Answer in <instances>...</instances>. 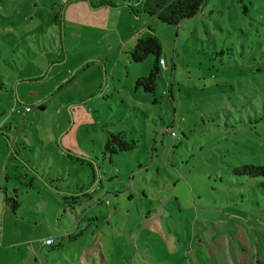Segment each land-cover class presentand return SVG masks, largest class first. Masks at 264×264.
Segmentation results:
<instances>
[{"label":"rangeland","instance_id":"rangeland-1","mask_svg":"<svg viewBox=\"0 0 264 264\" xmlns=\"http://www.w3.org/2000/svg\"><path fill=\"white\" fill-rule=\"evenodd\" d=\"M139 1L0 0V264L96 247L103 264H264V175L233 172L264 168V0H207L177 27ZM148 35L152 94L135 81L155 57L130 59ZM119 132L135 147L110 163Z\"/></svg>","mask_w":264,"mask_h":264},{"label":"trees","instance_id":"trees-1","mask_svg":"<svg viewBox=\"0 0 264 264\" xmlns=\"http://www.w3.org/2000/svg\"><path fill=\"white\" fill-rule=\"evenodd\" d=\"M207 0H140L136 8H132V11L138 14H145L149 17L156 18L162 24L168 27H177L181 22L190 20L196 17L201 9L206 4ZM100 7H113L112 3L100 1L98 4ZM161 47L159 40L155 37L148 35L145 39H141L137 42L134 50L130 53V59L133 63H141L149 56L155 57V63L147 77L138 78L135 81L136 89L142 88L145 93H154L157 82L160 79L162 66L160 64L161 59ZM164 63V61H163ZM40 110H43L42 106H39ZM134 142H127L125 140L124 133H107V140L104 146V157H107L111 163L112 156L118 152H130L134 149ZM66 156L76 162L82 163L83 161L71 154L66 153ZM237 174L249 175L251 177L259 174L264 175V168L245 166L233 171ZM95 179L94 173H92V180ZM12 204V211H15L19 204L17 201L8 199ZM97 257L93 256L91 251L84 250L80 252L78 264H103V256L99 247L95 248Z\"/></svg>","mask_w":264,"mask_h":264},{"label":"built area","instance_id":"built-area-1","mask_svg":"<svg viewBox=\"0 0 264 264\" xmlns=\"http://www.w3.org/2000/svg\"><path fill=\"white\" fill-rule=\"evenodd\" d=\"M160 64L163 65V60L160 61ZM25 110H26V112L30 111V109H28V108H26ZM43 244L46 245V246H49V245L52 244V241L51 240H46V241L43 242Z\"/></svg>","mask_w":264,"mask_h":264},{"label":"crops","instance_id":"crops-1","mask_svg":"<svg viewBox=\"0 0 264 264\" xmlns=\"http://www.w3.org/2000/svg\"><path fill=\"white\" fill-rule=\"evenodd\" d=\"M155 63V62H154ZM154 65V64H153ZM165 65V62L163 63V65L162 66H164ZM67 157V156H66Z\"/></svg>","mask_w":264,"mask_h":264}]
</instances>
